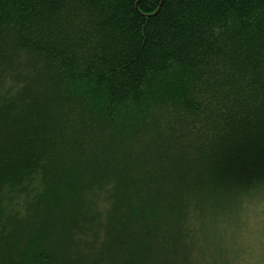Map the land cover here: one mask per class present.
<instances>
[{
	"label": "trees",
	"instance_id": "16d2710c",
	"mask_svg": "<svg viewBox=\"0 0 264 264\" xmlns=\"http://www.w3.org/2000/svg\"><path fill=\"white\" fill-rule=\"evenodd\" d=\"M261 228L264 0H0V264H246Z\"/></svg>",
	"mask_w": 264,
	"mask_h": 264
},
{
	"label": "rangeland",
	"instance_id": "374dc122",
	"mask_svg": "<svg viewBox=\"0 0 264 264\" xmlns=\"http://www.w3.org/2000/svg\"><path fill=\"white\" fill-rule=\"evenodd\" d=\"M251 222L255 227V221ZM242 239L244 238L241 237V246L243 244ZM246 239L247 242L242 246L244 248L242 249L243 263L246 262V264H252L254 261V264H264V230L262 228L258 229L254 235L251 234L249 238Z\"/></svg>",
	"mask_w": 264,
	"mask_h": 264
}]
</instances>
